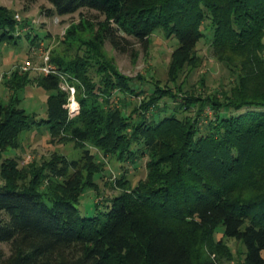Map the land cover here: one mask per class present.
<instances>
[{
  "label": "trees",
  "instance_id": "trees-1",
  "mask_svg": "<svg viewBox=\"0 0 264 264\" xmlns=\"http://www.w3.org/2000/svg\"><path fill=\"white\" fill-rule=\"evenodd\" d=\"M47 1V17L96 12L95 22L80 20L65 37L74 43L78 33H87L99 65L92 73L81 60L51 55L62 72L85 87L84 96L78 87L81 112L74 118L58 77L32 80L18 68L10 78L4 75L13 93L0 104V152L17 147L19 136L36 124L46 126L51 136L92 145L122 163L146 155L148 176L115 197L104 217H82L77 208L83 170L91 175L98 164L88 149L82 160L61 163L58 175L70 197L41 191V183L32 181L39 178L38 164L29 167L28 186L6 178L7 185L0 186V264H218L228 253L221 239L212 238L220 229L223 238L244 246V264H264V0ZM16 15L0 6V44H15L22 35L30 39L31 32L16 35L21 26ZM205 22L212 31L213 57L232 74L230 89L187 100L179 109L192 115L183 119L176 113L161 116L166 110L160 101L169 96L163 91L152 92L147 106L128 114V103L119 95L133 90L132 84L117 75L102 47L108 44L134 57L132 39L146 51L154 32L164 29L179 45L172 60L177 80L205 38ZM67 39L63 43L70 47ZM29 84L49 93L46 119L38 121L19 108L17 94ZM115 92L118 102L111 99ZM104 95L110 97L101 101ZM206 112L212 115L202 130ZM11 164L10 171H16L19 162ZM7 170L3 166L2 172ZM200 238L202 250H196Z\"/></svg>",
  "mask_w": 264,
  "mask_h": 264
},
{
  "label": "rangeland",
  "instance_id": "rangeland-1",
  "mask_svg": "<svg viewBox=\"0 0 264 264\" xmlns=\"http://www.w3.org/2000/svg\"><path fill=\"white\" fill-rule=\"evenodd\" d=\"M0 6L7 7L14 11V14L17 13L20 16V20H17L21 25L20 29L28 28L26 32H31V37L37 36L36 40L31 37L28 40L25 35H22L20 38H16L15 44H0V60L3 61V67L0 70L4 72L3 74L8 75L7 79L27 60H30L34 66L40 65L42 57L46 53L50 55L53 53L62 54L66 61L72 60L79 63L81 60L80 63L84 62L90 67L87 69L90 72L94 66L99 65L97 64L99 57L94 56V51L91 52L88 48L89 35L87 33H78L74 43L71 38L65 37L68 29L74 23L78 24L83 19L95 22L96 12L84 9L70 16L47 17L45 14L51 7L47 0H37L32 5L25 0H0ZM209 27V24L205 22L202 28L205 38L200 41L196 51L191 53L193 57H189V60L184 63V68L182 72L180 71L177 80L173 77L175 70H173L172 60L175 58L174 55L179 45L177 40L171 34H167L164 29L159 28L154 32L146 51L143 50L140 43L132 39V48L136 55L134 57L130 54L118 53L108 44L102 47L103 55L107 61H110L109 63L114 67L117 75L129 78L132 84L133 90L128 91L125 96L119 95L122 100L124 99L128 103V114L134 107L147 106L146 101H148V97L152 96V92L158 91L160 93L163 91V94H169V96L160 101V106L165 107L166 110V112H162L161 116L176 113L180 119H183L187 115H192L189 111L179 109L180 105L189 103L187 100L197 96L209 97L214 94L218 96L223 88L230 89L228 85L232 80V74L213 57L210 45L212 31ZM64 39H67V43H71V48L68 47V44L63 43ZM184 56L185 54L178 57L181 59ZM20 73L22 75L28 73L32 80L41 75L34 68L28 72ZM0 75L2 74L0 73ZM7 79H4L3 76L0 81V104H6L9 92L13 93L5 85ZM71 81L75 88V100L78 107L74 114H71L73 112L70 111L69 96L65 107L68 109V115L74 118L81 112L80 102L77 98L78 87H80L81 96H84L86 91L81 81L74 78ZM59 89L65 92L61 87ZM115 93L111 99L118 102L117 93L119 92ZM48 95L49 93L43 87L37 84H29L17 94L19 108L26 110L28 115L35 116L38 121L46 119ZM109 97L108 95L101 96V101L108 100ZM154 108L150 104L148 110L155 115ZM143 111L145 110L143 109ZM143 111L141 112L142 115ZM211 115V112H206L203 115L202 130H204L207 117L209 118ZM51 135L46 126L35 124L32 130L19 136L17 147L8 151H1L0 186L7 185L6 178L8 177L16 181L19 186H28L32 180L31 176L25 178L28 175L29 167L38 164L40 165L38 166L40 167L39 178L36 177L37 179L32 181L35 184L41 183V191L47 194L50 192L58 194L59 197H70L61 185L62 176L58 175L62 173L61 163L65 159L67 161L82 160L88 149L98 164L94 168L96 173L89 175V171L83 170L82 186L75 197L78 200L77 208L82 217H104V213L108 211L115 197L126 191L131 192L147 179L149 158L146 155L139 156L134 161L129 159L122 163L116 156H105L102 151L92 145H82L74 140H68L63 134ZM14 160L19 162L18 168L16 171H10L11 163ZM3 166L9 169L8 172H2ZM67 173L71 175L73 170H68ZM44 201L50 205L47 198ZM1 218H3L2 214H0ZM212 238L215 241L221 239L228 250V253L220 257V262L217 260L218 264H244L245 248L240 242L231 238H223L221 229L217 230ZM202 246L203 242L200 238L196 250H202Z\"/></svg>",
  "mask_w": 264,
  "mask_h": 264
},
{
  "label": "built area",
  "instance_id": "built-area-1",
  "mask_svg": "<svg viewBox=\"0 0 264 264\" xmlns=\"http://www.w3.org/2000/svg\"><path fill=\"white\" fill-rule=\"evenodd\" d=\"M16 19L20 20V16L16 15ZM28 31V28L25 29H17V33L16 35H19L22 32H26ZM42 63L40 65L34 66L32 65V62L30 60L25 61V63L22 66H19L18 69L20 72H28L31 69H35L36 71H38L41 75L44 76H56L60 79V87L63 91H65L66 93H68L69 95V102H71V104H69L70 107V111H72L74 114V111L77 109V102L75 100V88L73 83H71L72 79L70 75H68L65 72H62L59 67L52 62L51 60V55L49 53H46L45 55H43L42 57ZM4 76V75H3ZM3 76H1V78H3ZM1 80V79H0ZM70 81V82H69Z\"/></svg>",
  "mask_w": 264,
  "mask_h": 264
},
{
  "label": "crops",
  "instance_id": "crops-1",
  "mask_svg": "<svg viewBox=\"0 0 264 264\" xmlns=\"http://www.w3.org/2000/svg\"><path fill=\"white\" fill-rule=\"evenodd\" d=\"M1 67H3V61L0 60V69H1ZM0 73L2 74V75H0V79H1V76L5 75V74H3L4 72L1 71V70H0ZM0 81H1V80H0ZM5 87H6V86H5ZM7 89H8V88H7ZM10 95H11V92H9V94H8V98L10 97ZM8 98H7V99H8Z\"/></svg>",
  "mask_w": 264,
  "mask_h": 264
}]
</instances>
